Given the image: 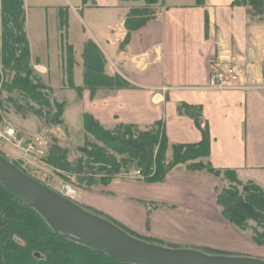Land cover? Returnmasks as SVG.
Listing matches in <instances>:
<instances>
[{
	"label": "crops",
	"instance_id": "crops-1",
	"mask_svg": "<svg viewBox=\"0 0 264 264\" xmlns=\"http://www.w3.org/2000/svg\"><path fill=\"white\" fill-rule=\"evenodd\" d=\"M200 1L161 0L156 17L127 36L128 10L140 3L24 0L32 66L38 75L43 68L49 83L51 70L61 69L68 84L66 65L72 57L74 85L83 88L82 54L93 42L106 60V75L116 74L129 87L103 89L94 97L88 89L80 90L83 115L108 129L160 123L171 145L186 146L203 138L181 107H200L211 137L206 162L216 171H235L241 183L264 191V21L251 19L236 0ZM50 33L56 34L55 50ZM231 61L243 89H207L212 69H225ZM229 186L223 174L178 167L160 183L127 175L99 182L80 189V199L100 217L149 243L264 260V247L256 245L251 233L222 216L217 199Z\"/></svg>",
	"mask_w": 264,
	"mask_h": 264
},
{
	"label": "trees",
	"instance_id": "trees-1",
	"mask_svg": "<svg viewBox=\"0 0 264 264\" xmlns=\"http://www.w3.org/2000/svg\"><path fill=\"white\" fill-rule=\"evenodd\" d=\"M160 1L120 0L127 4H142L128 10L127 36L156 17V6ZM235 4L245 7L254 21H264V0H236ZM24 5V0H0V112L5 116H20L22 121L35 120L40 127L53 129L63 124L65 107L51 100V87L42 84L32 66ZM127 41L126 38L125 44ZM82 56L84 87L74 85L75 62L70 57L66 65L69 89L80 91L85 88L94 97L103 89L119 91L129 87L116 74L113 77L106 75V60L93 42L85 45ZM181 108L180 112L190 116L202 132L203 139L197 145H171L160 123L152 128L119 125L108 129L84 114L85 147L76 148L81 157L77 158L64 144L52 138L43 161L62 182L79 190H89L99 182L128 175H123V171H139L142 175L139 179L148 183L163 182L166 175L178 167L223 174L230 186L218 195L222 216L240 231L251 232L256 245L264 247V191L253 184L241 183L235 171L213 169L206 162L210 156L211 137L201 119V108L186 105ZM250 222L256 227L250 228ZM210 255L220 254L210 252ZM0 264L121 263L56 235L35 211L25 207L0 185Z\"/></svg>",
	"mask_w": 264,
	"mask_h": 264
},
{
	"label": "water",
	"instance_id": "water-1",
	"mask_svg": "<svg viewBox=\"0 0 264 264\" xmlns=\"http://www.w3.org/2000/svg\"><path fill=\"white\" fill-rule=\"evenodd\" d=\"M0 185L56 235L121 264H264L260 259L168 248L136 238L27 175L1 154Z\"/></svg>",
	"mask_w": 264,
	"mask_h": 264
},
{
	"label": "built area",
	"instance_id": "built-area-1",
	"mask_svg": "<svg viewBox=\"0 0 264 264\" xmlns=\"http://www.w3.org/2000/svg\"><path fill=\"white\" fill-rule=\"evenodd\" d=\"M229 53L225 52V56ZM207 89L212 91L243 89L239 85V72L232 61L225 69L219 67L212 69ZM51 139V133L46 126L39 127L37 131L26 132L18 130L5 119L0 121V154L34 179L77 203V189L58 180L54 176V170L46 167L43 161L51 147ZM127 176L139 179L142 175L139 171H134ZM55 182L60 185L58 189L54 186Z\"/></svg>",
	"mask_w": 264,
	"mask_h": 264
},
{
	"label": "rangeland",
	"instance_id": "rangeland-1",
	"mask_svg": "<svg viewBox=\"0 0 264 264\" xmlns=\"http://www.w3.org/2000/svg\"><path fill=\"white\" fill-rule=\"evenodd\" d=\"M45 1L47 2V4L49 3V0H45ZM55 35H56L55 33H50V37H49L51 49H53V50L56 49L55 44H53V42L56 39ZM43 42L45 44L47 42V39H44ZM33 50L35 52L38 51V49H34V48H33ZM38 57L41 58L42 60L44 59V56L41 54V52L38 54ZM41 70H42V72L39 71L40 72L39 74L41 75V73H42L43 76H40L38 74L37 75H38V78L41 80L43 85L51 87V90H52V95H51L52 99L51 100L55 101L57 104H63L65 107L63 124L61 126L53 128V129L48 128L50 133H51V137L57 139V141L59 143L64 144L70 152H73L74 154H76L77 158L81 157V154H79L76 151L77 150L76 148H84L85 147L84 146V139H83V113L85 112V110H84L83 98L80 99L82 93H80L77 90H70L68 88V86H67L68 84L66 83V81H63V77L61 76L62 75L61 69H59L56 72L51 70V73H52V78H51L52 81L50 82L51 84L48 82L46 76L44 75L45 73H43V68H41ZM65 73L66 72L64 69V75H65ZM66 75H65V77H66ZM52 110H54V108H52ZM54 112H55V110H54ZM29 117H30V115H29ZM3 119H5L9 123H11L15 128H17L20 131H26V132L37 131L40 127L39 122H35V120L28 121V119H26V120L22 121L20 116H16V117L5 116L4 113L0 112V121ZM117 158H119L121 160L123 159L122 157L121 158L117 157ZM54 173H55L54 176L57 177V179L61 181V179L59 178V175L55 171H54ZM122 173H123V175L127 174V173L129 175L130 173H132V171H129V172L123 171ZM54 186L56 189H58L60 185H59V183L55 182ZM77 191L79 194V199H78L77 203L80 206H83V204L81 203V199H80V196H82L83 192L79 189H77ZM83 208H84V210L88 211L89 213H92V214L97 215V216L99 215V214L93 212L92 210H90L86 206H83ZM100 216L101 215H99V217ZM249 225H250V228L256 227V225L254 223H251V222L249 223Z\"/></svg>",
	"mask_w": 264,
	"mask_h": 264
}]
</instances>
